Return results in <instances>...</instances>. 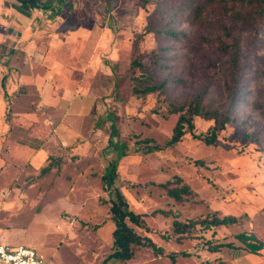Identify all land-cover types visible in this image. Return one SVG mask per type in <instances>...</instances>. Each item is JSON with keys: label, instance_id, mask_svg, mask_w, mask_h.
<instances>
[{"label": "rangeland", "instance_id": "obj_1", "mask_svg": "<svg viewBox=\"0 0 264 264\" xmlns=\"http://www.w3.org/2000/svg\"><path fill=\"white\" fill-rule=\"evenodd\" d=\"M102 1L108 6L94 1L92 8L101 22L115 7L108 22L116 28L112 39L120 42L105 46L84 64V87H93L91 93L96 89L97 94L58 89L77 87L76 82H55L50 70L41 74L47 90L39 80H10V73L5 89L0 81L5 91L0 121L8 130L0 138V242L31 247L46 264H103L113 252L116 229L106 183L116 173L113 188L121 190L130 209L145 221L143 227L128 224L166 252H177L176 264H264V250L248 254L235 238L247 231L264 240V46L254 47L251 32L222 10L211 9L194 21L193 9L203 0ZM160 1L164 7L159 9L175 6L163 18L183 35L162 40L165 67L156 70L151 52L159 41L154 33L144 34V66L131 69L132 38L144 33L148 14ZM234 42L239 44V72L248 79L243 97L229 113L232 120L213 145L189 133L170 145L179 114L170 113L169 102H190L205 90V103L228 111L234 48L223 45ZM136 75L149 84L168 77V94L137 95ZM194 122L197 133L214 124L201 117ZM60 124L69 127L63 137L57 131ZM32 156H43V161ZM168 181L170 188L187 184L192 193L176 200L163 186ZM214 211L238 216L242 223L210 228L195 224L179 239L176 220L187 224ZM221 242L239 249L208 250L209 244ZM133 248L132 259L107 264H172L151 248Z\"/></svg>", "mask_w": 264, "mask_h": 264}, {"label": "trees", "instance_id": "obj_2", "mask_svg": "<svg viewBox=\"0 0 264 264\" xmlns=\"http://www.w3.org/2000/svg\"><path fill=\"white\" fill-rule=\"evenodd\" d=\"M158 8L150 12L147 17V26L144 33H137L133 36L131 42V58L130 67L131 69H139L143 67V62L140 60L143 57L141 52V41L146 33H154L155 37L159 41V47L157 50L151 52L152 55L156 56L152 60V65L156 70L163 69L166 48L163 45L165 38L169 39H179L183 32H177L174 28L167 24V21L163 18L164 14H171L173 4L167 6V8L159 9V7H164L163 2H159ZM211 9L222 10L223 13L229 15L235 23H240L241 27L247 31L251 32V42L254 47L260 48L264 46V0H203L193 9L194 21H199L208 11ZM166 10V11H165ZM163 40V41H162ZM233 47V54L231 57V64L233 68L234 75V86L229 92L230 107L228 111L221 113L217 109H212L204 101L206 91L203 90L198 93V95L190 102H184L177 104L175 102H169L170 113H178L179 117L173 128L172 136L169 140L170 145H175L182 141V138L186 134H190L193 138L202 140L207 145H213L217 141L218 133L220 130L224 129L226 124L229 123L232 118L229 115L231 109L234 107L236 101H239L243 97L246 91V77L245 74L239 72L240 61H239V44L234 42L232 44H224L223 48L228 49ZM157 54V55H156ZM151 55V56H152ZM249 64V63H248ZM247 65V64H246ZM249 66V65H248ZM247 66V67H248ZM7 74H5L1 80V85L5 89ZM136 84L133 88L134 93L137 95H147L150 93L158 92L160 94H168V85L170 79L168 77H163L159 79L154 84H149L146 78H141L140 75L133 77ZM141 84H145L141 86ZM195 117H201L207 120H213L214 124L209 128L206 133H197L196 126L194 122ZM158 149V146L156 147ZM196 163H200L197 161ZM116 171L115 168H113ZM116 174V173H115ZM110 175L109 184H107V175L103 176V180L107 185V189L111 194V214L115 221L116 229L114 230L113 237V252L104 260L103 264H107L111 259H119L121 261H128L134 257V246H143L151 248L155 255L168 256L172 264H176V254L177 252H166L165 249L156 244L148 236L139 235L132 226L128 224L127 221L143 227L144 218L142 214L136 213L130 209L129 203L126 200L124 194L118 187L113 188L116 176ZM180 179V178H178ZM178 181V180H177ZM168 181L163 184L167 188L168 194L176 199L181 200L183 195H190L192 190L187 184H183L180 187H168ZM242 220L240 217L235 215H220L219 212L214 211L206 215L202 219L192 220L190 222L181 223L180 221L174 222V231L179 234L180 237H184V234L189 231L188 229L195 225L200 224L203 227H218L225 226L231 227L235 225H240ZM235 238L242 244V249L248 254L261 255V251L264 250V240L258 238L254 233L242 231L235 235ZM223 248L229 249H239L232 242H221L215 244H209L208 250L212 252H219ZM184 255H189V253L182 252Z\"/></svg>", "mask_w": 264, "mask_h": 264}, {"label": "crops", "instance_id": "obj_3", "mask_svg": "<svg viewBox=\"0 0 264 264\" xmlns=\"http://www.w3.org/2000/svg\"><path fill=\"white\" fill-rule=\"evenodd\" d=\"M94 1L108 6L102 0H0V81L10 73V80L17 77L22 84L39 80L42 90H47L49 85L41 74L50 70L56 75L55 82L75 80L77 86L56 85L53 90L92 95L94 88L84 87V64H89L105 46L120 42L112 39L116 28L108 22L114 18L115 7L100 22L98 12L92 8ZM4 94L0 88V98ZM6 127L0 121V138L8 132ZM68 128L61 125L57 131L63 137ZM31 158L43 161V156Z\"/></svg>", "mask_w": 264, "mask_h": 264}, {"label": "built area", "instance_id": "obj_4", "mask_svg": "<svg viewBox=\"0 0 264 264\" xmlns=\"http://www.w3.org/2000/svg\"><path fill=\"white\" fill-rule=\"evenodd\" d=\"M0 264H46V262L31 247L0 242Z\"/></svg>", "mask_w": 264, "mask_h": 264}]
</instances>
